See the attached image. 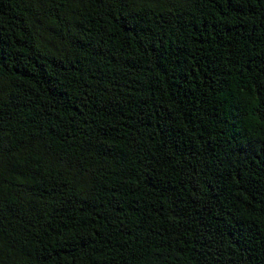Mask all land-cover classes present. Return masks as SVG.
Here are the masks:
<instances>
[{"label":"trees","instance_id":"obj_1","mask_svg":"<svg viewBox=\"0 0 264 264\" xmlns=\"http://www.w3.org/2000/svg\"><path fill=\"white\" fill-rule=\"evenodd\" d=\"M0 264H264V0H0Z\"/></svg>","mask_w":264,"mask_h":264}]
</instances>
